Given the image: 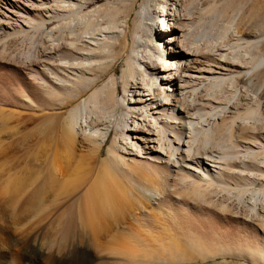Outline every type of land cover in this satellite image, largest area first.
I'll return each instance as SVG.
<instances>
[{"label":"bare ground","instance_id":"obj_1","mask_svg":"<svg viewBox=\"0 0 264 264\" xmlns=\"http://www.w3.org/2000/svg\"><path fill=\"white\" fill-rule=\"evenodd\" d=\"M99 1L0 0V264H264V19Z\"/></svg>","mask_w":264,"mask_h":264},{"label":"rangeland","instance_id":"obj_2","mask_svg":"<svg viewBox=\"0 0 264 264\" xmlns=\"http://www.w3.org/2000/svg\"><path fill=\"white\" fill-rule=\"evenodd\" d=\"M228 3H229V5L230 4H232L235 8H236V10H239L238 8H240L241 9V12H243V14H245L246 16H248V15H250L251 13H252V11H253V13L254 12H259L258 13V15L261 17V18H263L264 19V0H228ZM106 4V1L105 0H100L99 1V4L98 5H95V4H89L88 5V7H91V8H94V6L95 7H98V6H103V5H105ZM143 4H144V1L143 0H139L138 2H137V4L135 5V8H134V13H133V15H132V20L134 19V18H137V16L135 15L138 11H140V9H141V7L143 6ZM234 9V8H233ZM234 12H235V10H234ZM232 13H231V11L230 12H228V13H226L225 14V16H224V19H230V17H232V15H231ZM226 21V20H225ZM228 21V20H227ZM9 40V39H11V40H9V41H7L8 43H7V47H6V42L4 43L5 44V47H3V48H5V50H6V48H7V52L9 53V51H10V53L12 52H15V54H16V56H15V54L13 53V55L12 54H10L9 53V55H7L6 57H15V60L16 61H21L22 59H19V58H22L23 57V54H25V52H27V47H23L22 45H20V44H18L19 42L18 41H16V40H14L15 39V37L14 36H10V35H7L6 33H2L1 35H0V40ZM14 42H13V41ZM14 43V44H13ZM18 45H20V46H17V44ZM4 44H1L0 46L2 47V45L4 46ZM13 44V45H12ZM0 47V49H2ZM20 47V49H19V51H22V53L20 54V52L17 50V48H19ZM22 49V50H21ZM23 49H24V51H23ZM3 50V49H2ZM26 50V51H25ZM18 51V52H17ZM7 52H6V54H7ZM19 54L21 55V56H19ZM17 57H19L18 59H17ZM56 64H59V62L57 61L56 62ZM55 64V65H56ZM57 66V65H56ZM124 66H125V59H121L119 62H118V64L116 65V73H117V78H118V88H119V92H120V96H122L123 95V93H122V83H121V81H120V76H121V74H122V70H123V68H124ZM51 69L53 70V71H55L56 72V69L51 65ZM15 70V71H14ZM23 72V73H22ZM26 73H27V71L26 70H24V68L23 67H17V66H13V65H8V64H4V63H0V85L2 86L4 83L5 84H8V82L7 81H9V82H13V81H17V80H19V79H24V78H27L28 77V75H26ZM25 74V75H24ZM25 76V77H24ZM2 77V78H1ZM9 77V78H8ZM18 77V78H17ZM1 79H3V80H1ZM8 79V80H7ZM5 80V81H4ZM3 81V82H2ZM1 83H3V84H1ZM0 86V87H1ZM113 132V131H112ZM111 132V133H112ZM102 155H105V149L103 150V153H102ZM245 260V261H244ZM250 259H239V258H235V259H233V258H228L227 259V261L228 262H230V263H237V264H253V262L252 261H249ZM198 262L196 263V264H223V259L222 258H220V257H218V258H216L215 259V261L214 260H212V259H208V260H200V259H198L197 260ZM193 264H195V263H193ZM254 264H260V263H254Z\"/></svg>","mask_w":264,"mask_h":264}]
</instances>
